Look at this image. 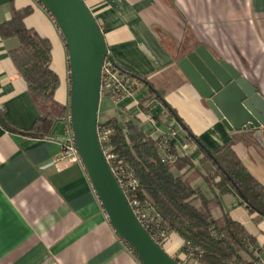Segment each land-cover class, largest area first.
<instances>
[{
	"label": "crops",
	"instance_id": "obj_1",
	"mask_svg": "<svg viewBox=\"0 0 264 264\" xmlns=\"http://www.w3.org/2000/svg\"><path fill=\"white\" fill-rule=\"evenodd\" d=\"M83 1L101 27L107 55L139 81L133 95L117 104L102 99L98 122L131 123L147 138L167 140L177 156L189 157L197 168L203 154L189 134L213 153L245 133L226 130L177 61L192 43H199L232 65L264 98V0ZM12 7L31 8L25 26L50 42L51 69L59 79L54 102L66 107L62 35L36 0H0V24L10 19ZM16 47L15 39L0 38V107L13 129L29 131L43 112L10 60ZM140 79L152 80L175 116ZM233 150L264 189V149L240 141ZM59 151L56 140L24 137L0 124V264H141L110 226L82 164L52 166ZM219 201L213 215L226 214L240 224L256 241L254 257L264 261V219L250 214L233 191ZM183 246L172 232L164 251L183 260Z\"/></svg>",
	"mask_w": 264,
	"mask_h": 264
},
{
	"label": "trees",
	"instance_id": "obj_2",
	"mask_svg": "<svg viewBox=\"0 0 264 264\" xmlns=\"http://www.w3.org/2000/svg\"><path fill=\"white\" fill-rule=\"evenodd\" d=\"M31 12L29 7H12L10 19L0 24V38L17 41V47L9 52L10 60L37 108L45 115H41L29 131L13 129L3 117V111L0 116L2 127L7 131L33 139H46L51 136L55 123L65 115L66 107L54 102L59 79L51 69L50 42L25 26L24 20ZM199 45L192 43L181 53L177 63ZM140 81L175 116L164 103L162 93L154 89L152 80ZM100 125L113 130L110 144L114 153L134 170L139 180V200L149 203L166 227L179 236L184 244V254L191 251L196 256L199 252L201 264H241L255 258V239L228 215L222 214L219 218L213 215L221 206L219 196L233 191L250 214L264 219V189L233 150V144L240 141L260 147L254 133L245 132L210 153L186 129L189 140L195 142L203 154L197 168L189 157L177 156L170 145L163 149L162 142L145 137L131 123L122 126L115 119H109L103 123L97 121V126ZM168 155L174 161H169ZM198 180L201 184H196Z\"/></svg>",
	"mask_w": 264,
	"mask_h": 264
},
{
	"label": "water",
	"instance_id": "obj_3",
	"mask_svg": "<svg viewBox=\"0 0 264 264\" xmlns=\"http://www.w3.org/2000/svg\"><path fill=\"white\" fill-rule=\"evenodd\" d=\"M36 1L52 17L64 40L75 148L110 226L141 264H179L138 222L99 144L100 74L107 47L96 19L83 0ZM177 66L227 131L252 132L264 149V98L232 65L199 45ZM62 134L63 126L56 122L48 139L58 141Z\"/></svg>",
	"mask_w": 264,
	"mask_h": 264
},
{
	"label": "built area",
	"instance_id": "obj_4",
	"mask_svg": "<svg viewBox=\"0 0 264 264\" xmlns=\"http://www.w3.org/2000/svg\"><path fill=\"white\" fill-rule=\"evenodd\" d=\"M138 85L139 81L130 73L118 67L108 55L104 58L100 74V100L107 99L112 103L117 104L122 99L133 95ZM0 111H3L2 107H0ZM57 122L63 126V134L58 139L60 151L53 158L52 166L57 169H63L73 163H81L80 157L75 148L68 104L66 106L65 115H63V117H61V119ZM97 135L103 155L116 181L123 191L136 219L153 241L164 249V246L167 244L172 232L162 222L159 214L149 203L139 200L137 195L139 180L134 170L118 158L110 144L111 137L113 136V130L110 127L100 125L97 126ZM169 145L170 144L167 140L162 141L163 149ZM167 159L169 161H174L170 155L167 156ZM128 249L134 254L129 246ZM191 253L192 252L189 251L188 254H184L185 259L183 260L172 258L179 264H201L199 256L200 253L197 252L198 254L196 256ZM187 258H192L193 262H187ZM241 264H264V261L255 257L254 259Z\"/></svg>",
	"mask_w": 264,
	"mask_h": 264
},
{
	"label": "rangeland",
	"instance_id": "obj_5",
	"mask_svg": "<svg viewBox=\"0 0 264 264\" xmlns=\"http://www.w3.org/2000/svg\"><path fill=\"white\" fill-rule=\"evenodd\" d=\"M101 100H102V99H101ZM101 100H100V103L102 102ZM42 112H43V115H45V112H44V111H42Z\"/></svg>",
	"mask_w": 264,
	"mask_h": 264
}]
</instances>
